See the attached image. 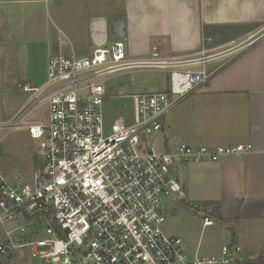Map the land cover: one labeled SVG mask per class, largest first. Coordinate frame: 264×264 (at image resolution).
<instances>
[{"label": "built area", "instance_id": "2783aa9c", "mask_svg": "<svg viewBox=\"0 0 264 264\" xmlns=\"http://www.w3.org/2000/svg\"><path fill=\"white\" fill-rule=\"evenodd\" d=\"M262 38L264 33L254 34L216 48L205 38L199 52L169 57L154 47L151 57L130 58L122 42L94 47L88 58L51 57L46 84L13 121H22L39 144L33 179L23 182L0 170V226L11 225L0 256L27 249L49 264H233L238 246L223 247L222 257L190 258L182 240L164 231L166 212L171 199L187 197L180 165L244 157L253 146L177 144L157 152L143 135L160 132L176 106ZM142 70L167 73L168 90L130 96L133 121L119 117L107 124L103 105L113 98L108 83ZM42 104L49 106L48 120L28 121V110ZM204 223L215 220L206 216Z\"/></svg>", "mask_w": 264, "mask_h": 264}, {"label": "crops", "instance_id": "0c3cea01", "mask_svg": "<svg viewBox=\"0 0 264 264\" xmlns=\"http://www.w3.org/2000/svg\"><path fill=\"white\" fill-rule=\"evenodd\" d=\"M95 19L107 21L106 45L122 42L130 58L151 57L154 47L161 57L190 55L201 50L205 38L212 39L205 43L209 48L243 41L236 39L241 36L210 37L212 27L254 25L251 35L264 33V0H0V92L10 84L25 96L6 121L32 104L47 82L51 57L91 56ZM224 61L210 63L209 71ZM168 88L169 83L161 92ZM154 137L159 152L177 144L253 146L244 157L178 167L187 195L181 202L193 217L172 220L166 234L180 238L190 258L222 257L225 246L241 248L232 253L233 264L264 257V38L176 106ZM202 203L219 204L218 221L205 209L189 206ZM184 208L174 209L172 219ZM194 211L220 227L203 221L192 237L189 229L203 219Z\"/></svg>", "mask_w": 264, "mask_h": 264}, {"label": "rangeland", "instance_id": "374dc122", "mask_svg": "<svg viewBox=\"0 0 264 264\" xmlns=\"http://www.w3.org/2000/svg\"><path fill=\"white\" fill-rule=\"evenodd\" d=\"M254 32L255 30L243 37H236V39L244 40ZM168 83L169 75L167 73L153 70L133 72L130 75L122 76L110 81L107 85L108 94L113 98L105 101L103 105V113L107 124L113 123L119 117H124L126 123L130 124L133 121L135 108L134 99L130 96L138 93L161 92L168 85ZM17 89L23 91L22 88L18 87ZM18 90L13 89V87L8 84L5 85L4 90L0 92V170L6 174L20 175L23 182H31L33 179L36 156L37 153H39V144L37 142L35 143L30 138L26 129L21 128L22 121L19 120L17 124L13 123L23 109L10 122L6 121L11 118L10 116H12L14 112H16L17 108L25 98L24 94ZM126 95H128V97H123ZM48 116L49 106L47 104H42L32 112V114L28 117V121H47ZM15 125L19 128H16ZM9 126H14L15 128L8 129L7 127ZM154 135L155 134L143 135V139H145L149 146L154 147V149L159 152ZM184 207L183 202L175 199L170 200V206L166 212L167 221L164 225L165 232L166 228H169L168 225L172 224V220H174V222L177 220L184 221L193 217L191 212ZM176 208L178 210L183 208L186 210H183V212L179 215L176 214L175 217L177 216V219H172L174 209ZM194 214L197 218L200 215L203 216V219L196 220L191 229H189L192 237L198 235L199 230L202 228L204 218L206 217V215L198 213L197 211H194ZM197 221H200V223ZM10 227L11 225L8 224L5 227L0 226V241L3 239L5 228ZM218 227H220L219 223L215 222V228ZM41 237H45V235L42 234ZM222 243L223 242L221 241V246ZM0 264L49 263L45 260L32 258L30 252L26 249L17 251L15 255L9 257L4 258L0 256Z\"/></svg>", "mask_w": 264, "mask_h": 264}, {"label": "water", "instance_id": "95a60500", "mask_svg": "<svg viewBox=\"0 0 264 264\" xmlns=\"http://www.w3.org/2000/svg\"><path fill=\"white\" fill-rule=\"evenodd\" d=\"M107 21L104 19H95L92 22L91 37L95 47L106 46L108 42V31L106 29ZM256 27L254 25H240V26H217L211 28V35L213 36H244Z\"/></svg>", "mask_w": 264, "mask_h": 264}, {"label": "trees", "instance_id": "16d2710c", "mask_svg": "<svg viewBox=\"0 0 264 264\" xmlns=\"http://www.w3.org/2000/svg\"><path fill=\"white\" fill-rule=\"evenodd\" d=\"M207 35L210 37H214L213 35H211V33L209 32V29ZM232 38V36H230ZM189 206H191L192 208H199L201 207L202 209H205V212H207L212 218H214L215 220L218 221V219L220 218V206L217 203H202V204H189ZM234 244V243H233ZM236 264H264V257L263 255H261L260 257L256 258V259H250V258H246L243 260H237Z\"/></svg>", "mask_w": 264, "mask_h": 264}]
</instances>
